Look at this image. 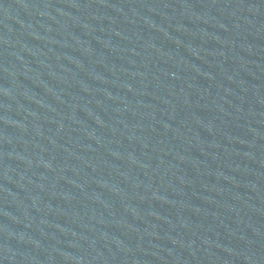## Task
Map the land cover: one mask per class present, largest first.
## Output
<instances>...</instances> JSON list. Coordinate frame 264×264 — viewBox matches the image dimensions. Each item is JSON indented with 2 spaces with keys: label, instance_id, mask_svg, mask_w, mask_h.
Returning <instances> with one entry per match:
<instances>
[{
  "label": "water",
  "instance_id": "1",
  "mask_svg": "<svg viewBox=\"0 0 264 264\" xmlns=\"http://www.w3.org/2000/svg\"><path fill=\"white\" fill-rule=\"evenodd\" d=\"M0 264H264V0H0Z\"/></svg>",
  "mask_w": 264,
  "mask_h": 264
}]
</instances>
